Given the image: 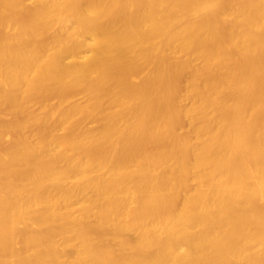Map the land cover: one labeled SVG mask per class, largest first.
I'll list each match as a JSON object with an SVG mask.
<instances>
[{
    "label": "bare ground",
    "instance_id": "1",
    "mask_svg": "<svg viewBox=\"0 0 264 264\" xmlns=\"http://www.w3.org/2000/svg\"><path fill=\"white\" fill-rule=\"evenodd\" d=\"M0 264H264V0H0Z\"/></svg>",
    "mask_w": 264,
    "mask_h": 264
},
{
    "label": "rangeland",
    "instance_id": "2",
    "mask_svg": "<svg viewBox=\"0 0 264 264\" xmlns=\"http://www.w3.org/2000/svg\"><path fill=\"white\" fill-rule=\"evenodd\" d=\"M28 2V1H27ZM29 3H30V1H29ZM29 3H27V4H29ZM78 96H79V98H78ZM77 97H76V101H83L85 98H84V96L80 93L79 95H78ZM80 99V100H79ZM36 106V107H35ZM34 107L35 108H37L38 107V105H35Z\"/></svg>",
    "mask_w": 264,
    "mask_h": 264
}]
</instances>
